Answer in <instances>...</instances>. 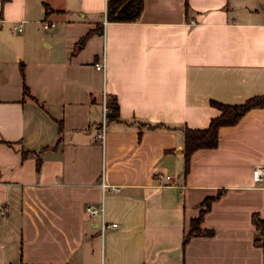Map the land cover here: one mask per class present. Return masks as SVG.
<instances>
[{"label": "crops", "instance_id": "crops-1", "mask_svg": "<svg viewBox=\"0 0 264 264\" xmlns=\"http://www.w3.org/2000/svg\"><path fill=\"white\" fill-rule=\"evenodd\" d=\"M108 1L0 0V264H264V108L185 174L183 155V129L220 115L210 101L264 95V0H142L133 22L108 21ZM219 190L200 224L213 234L182 248ZM101 205L117 224L103 234L85 213Z\"/></svg>", "mask_w": 264, "mask_h": 264}, {"label": "trees", "instance_id": "trees-1", "mask_svg": "<svg viewBox=\"0 0 264 264\" xmlns=\"http://www.w3.org/2000/svg\"><path fill=\"white\" fill-rule=\"evenodd\" d=\"M143 8L142 0H109L106 6V18L111 22H133L136 21ZM188 5L186 4V10ZM96 32H101L100 28L90 30L85 36H83L75 45V52L84 46L85 41ZM23 75V69H21ZM23 95H29L28 89L23 85ZM210 106L218 109L220 115L211 119L207 128L205 129H190L185 127L184 133V174L188 171V163L190 156L193 152L200 149H213L218 143V132L222 127H229L236 125L247 112L252 109L264 108V95L251 97L245 100L241 104L230 105L223 104L215 101H210ZM106 107L108 109L106 117L109 119L118 118V104L115 98H110L106 101ZM60 129V124H59ZM223 194L222 190H219L213 197H208L200 203V209L196 218L189 221L188 233L182 240V248L185 247L189 238L193 236L205 235L211 236L212 231L203 230L200 224L206 213L209 212L211 204L217 201ZM255 228L257 230V237L255 243H259L264 234V225L256 215L253 216ZM21 264V263H18Z\"/></svg>", "mask_w": 264, "mask_h": 264}, {"label": "built area", "instance_id": "built-area-1", "mask_svg": "<svg viewBox=\"0 0 264 264\" xmlns=\"http://www.w3.org/2000/svg\"><path fill=\"white\" fill-rule=\"evenodd\" d=\"M42 27L45 30H50L53 29L54 24L52 23H48V22H44ZM14 30L20 32L21 31V25L18 24L16 26H14L13 28ZM94 67L96 70H104V62L103 61H99L97 63L94 64ZM106 106V102L103 108V120L100 124V126L97 128L96 131V140L97 142H99L100 144H103L104 138H105V117H106V113H107V107ZM158 179H161L162 176H158ZM165 180L169 181L170 177L169 176H164ZM252 181L255 184H262L264 187V166H260V167H256L252 170ZM107 186L102 184V189H105ZM116 189V188H113ZM7 208L5 206H1L0 205V213L5 214L6 213ZM85 213L89 216H96V215H101L102 219H101V223H100V232L101 234H103L104 230L109 229V228H115L117 226L116 223H108L103 219V205H101L100 207H95V206H87L85 208Z\"/></svg>", "mask_w": 264, "mask_h": 264}]
</instances>
